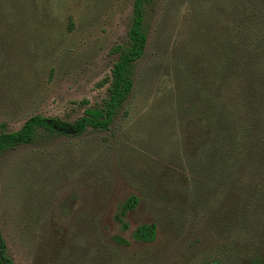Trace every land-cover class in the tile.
I'll return each instance as SVG.
<instances>
[{
  "label": "rangeland",
  "instance_id": "1",
  "mask_svg": "<svg viewBox=\"0 0 264 264\" xmlns=\"http://www.w3.org/2000/svg\"><path fill=\"white\" fill-rule=\"evenodd\" d=\"M132 2L0 0V130L100 103ZM144 28L106 129L0 153L12 264H264V0H148Z\"/></svg>",
  "mask_w": 264,
  "mask_h": 264
},
{
  "label": "trees",
  "instance_id": "2",
  "mask_svg": "<svg viewBox=\"0 0 264 264\" xmlns=\"http://www.w3.org/2000/svg\"><path fill=\"white\" fill-rule=\"evenodd\" d=\"M147 2L148 0H133L125 40L111 48L116 54V59L112 63L109 75L102 80L107 83L106 97L93 105H87L86 100H81L80 103L85 107L82 114L73 120L36 114L27 117L15 130H5L1 126L0 153L17 145L30 143L41 133L78 136L89 129L103 130L110 125L131 93L134 64L145 50L144 9ZM154 233L153 225H142L132 233V236L135 240L148 242L154 238ZM0 264H12L5 255L1 235Z\"/></svg>",
  "mask_w": 264,
  "mask_h": 264
}]
</instances>
